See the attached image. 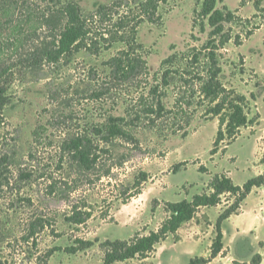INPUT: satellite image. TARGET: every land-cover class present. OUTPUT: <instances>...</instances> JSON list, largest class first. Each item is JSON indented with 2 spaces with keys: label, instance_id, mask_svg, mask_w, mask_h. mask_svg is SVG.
I'll use <instances>...</instances> for the list:
<instances>
[{
  "label": "rangeland",
  "instance_id": "374dc122",
  "mask_svg": "<svg viewBox=\"0 0 264 264\" xmlns=\"http://www.w3.org/2000/svg\"><path fill=\"white\" fill-rule=\"evenodd\" d=\"M74 1L85 15H89L96 6L110 4L113 0ZM28 2L12 5L0 0V83L6 87L10 99L3 113L4 122L0 124V260L3 263L35 264L40 254L54 247L64 249L79 238L94 245L75 255L59 251L49 264H102L101 243L128 240L136 234L157 231L168 216L165 204L191 201L195 195L203 193L212 175L226 172L234 183H241L246 177L262 171L264 31L257 33L259 30L248 44L245 42L247 45L243 51L248 67L242 68L241 54L233 44L227 47L225 83L247 97L251 93L256 95V100H251V118L259 115L260 119L254 126L243 129L225 154L211 156L218 120L206 119L200 111L185 137L178 134L164 138L152 131L140 130L139 147L114 142L110 153L104 154L100 164L91 172L79 171L65 161L63 166H58L56 147L62 140L61 133L52 135L51 131L47 132V136L54 140L53 146L38 150L33 147V132L40 122L47 123L49 115L44 110L52 108L49 92L70 85L74 89H92L94 71L103 73V63L116 55L121 45L116 44L100 54L83 46L80 49L75 47L71 53L61 56L58 63L52 64L47 61L48 52H54L51 25L37 14L39 1ZM202 2L167 0L160 7L163 25L145 22L139 26L138 38L150 51L147 61L152 74L173 53L172 46L176 51H184L188 43L200 45L207 40L208 21L205 22V33L193 26L194 12L201 9ZM241 2L220 0L217 9L227 6L232 11L240 10L239 15L243 18H252L256 12L254 0L243 7ZM260 22L261 19L255 20V23ZM239 31L234 27L235 33ZM191 35L200 42L192 41ZM254 68L259 80L252 73ZM243 69L244 73L241 72ZM257 82L263 86L257 88ZM124 101L110 109V105L96 103L76 106L77 100L74 104L78 112L75 124L98 122L106 111L123 116ZM31 152L38 158L31 160ZM118 162L123 164L118 165ZM184 162L188 165L175 174L173 167ZM201 166L207 169V174L199 172ZM23 170L32 177H23ZM141 173L149 175V180L142 185V194L124 204L126 194L134 192L135 180ZM51 175L65 180L69 186L60 184L57 194L51 195L48 188ZM74 204L91 212L92 217L86 225L75 227L66 222ZM250 204L261 223L253 227L251 220L235 219L238 230L234 227L237 222L227 224L225 244L228 251L224 252L230 257L219 258L211 264H264V192L253 197ZM221 208L223 206L199 210L194 219L184 224L179 234L170 236L151 258L123 264H189L195 257L209 258L218 219L216 213H220ZM37 218L53 225L37 235L36 249L24 245L21 238ZM230 247L234 249L232 254H228Z\"/></svg>",
  "mask_w": 264,
  "mask_h": 264
},
{
  "label": "trees",
  "instance_id": "16d2710c",
  "mask_svg": "<svg viewBox=\"0 0 264 264\" xmlns=\"http://www.w3.org/2000/svg\"><path fill=\"white\" fill-rule=\"evenodd\" d=\"M12 5L28 4V0H3ZM38 15L51 25L50 37L54 52H48V62L56 64L61 56L71 53L80 46L95 50L96 54L110 50L116 44L121 45L116 55L103 63L105 71H94L92 89H74L73 86L54 89L49 92L52 108L45 109L48 121L40 122L33 132V147L38 150L54 145L47 132L61 133L62 140L56 147L58 166L64 161L79 171L91 172L99 164L104 154L110 153V146L121 141L127 145L140 146L138 132L152 131L164 138L181 134L188 135L195 116L201 111L206 119L218 120L217 138L211 151L214 157L227 152L243 129L254 126L260 119L251 118L250 97L229 87L224 80V66L227 64V47L233 44L242 47L264 25V4L254 0L255 14L252 18H243L240 10L232 11L227 6L217 9L220 0H202L201 9L194 14V29L199 27L206 32L208 21L210 32L203 44H187L184 51H176L165 58L159 70L152 74L147 57L150 51L140 43L139 26L142 23L161 26L163 18L160 7L167 0H113L110 4H100L89 15H85L81 6L74 0H37ZM250 0H242L245 6ZM43 3H46L45 6ZM261 19L260 23L255 20ZM234 27L240 31L234 32ZM192 41L200 42L191 35ZM242 68L246 67L245 57L240 55ZM244 69L241 70L244 73ZM260 79L255 70L252 72ZM88 87L90 83L87 84ZM257 88L263 86L260 82ZM96 103L116 107L124 101V115L117 116L106 111L98 122L76 123L77 110L74 105ZM10 103L6 87L0 83V124L4 122V110ZM38 155L31 152V160ZM123 162H118L122 165ZM264 164V155L262 158ZM117 165V164H115ZM188 162L173 167L178 173ZM199 172L207 174L204 166ZM109 173V172H107ZM21 175L29 179L31 173L22 171ZM105 176H109L108 174ZM149 180L147 173H141L135 180L134 192L124 200L137 198L142 194V185ZM49 193L56 195L59 185L69 186L65 180L53 175L48 178ZM264 186V174L236 185L228 173L212 175L207 187L191 201L167 202V218L161 227L148 234H136L128 240H107L100 244L103 253L102 264L125 263L132 260L144 262L152 257L157 247L177 232L186 223L192 221L199 210L214 208L224 204L215 225V238L212 242L209 258H192L189 264H210L224 253L223 225L233 215H239L248 197L255 189ZM91 212L84 211L77 204L72 206L66 222L72 226H82L91 219ZM53 224L43 218L35 219L28 232L21 238L24 245L38 248L37 235ZM93 242L75 239L66 247H54L40 254L35 264H49L53 255L59 251L75 255L93 246ZM0 264L3 263L0 260ZM234 264H238L234 262ZM253 264H256L253 262Z\"/></svg>",
  "mask_w": 264,
  "mask_h": 264
},
{
  "label": "crops",
  "instance_id": "0c3cea01",
  "mask_svg": "<svg viewBox=\"0 0 264 264\" xmlns=\"http://www.w3.org/2000/svg\"><path fill=\"white\" fill-rule=\"evenodd\" d=\"M262 31H264V25H262L261 26V28L259 29V31L257 32V33H260V32H262ZM256 33V34H257ZM255 34V35H256ZM254 35V36H255ZM254 36L253 37H251V39H249V41H247V44L252 40V38H254ZM263 43H264V39H263ZM247 44H244L242 47H239V48H237V50H238V53L239 54H241L242 56H244L245 57V65H246V67H248V59L246 58V55L244 54V51H243V49H244V47L247 45ZM263 54V51L261 52V54H260V56ZM263 56H261V58H262ZM255 69V68H254ZM255 72L257 73V71H256V69H255ZM264 166V165H263ZM262 174H264V168L262 169V171H257V173L255 174V175H253V176H250V177H246L245 179H244V181L243 182H241V183H235L236 185H243L244 183H246L248 180H250V179H252V178H254V177H257V176H260V175H262ZM264 192V186L263 187H261V188H259V189H255L252 193H251V195L248 197V199L245 201V203H244V205H243V207H242V210H241V213L239 214V215H233L228 221H226L225 223H224V225H223V231H224V251H228V249H227V246H226V244H225V239H226V234H227V232H226V225L227 224H229V223H232V222H237L235 219H241L240 221H247V220H251L252 221V225H253V227H256L257 225H259V223H261L260 222V220L257 218V212L255 211V209H254V207H251V200H252V198L253 197H256L257 195H259L260 193H263ZM221 206H223V209H224V205H220V206H218V207H221ZM218 207H214L213 209H216V208H218ZM209 209V208H208ZM223 209L221 208V211H220V213H222V211H223ZM220 213H216L217 214V216L219 217V215H220ZM247 217V218H246ZM246 218V219H245ZM240 221H239V223H240ZM234 227H235V229L236 230H238V228H239V226H238V222H237V224H234ZM241 228V227H240ZM177 234H179L178 232H177ZM168 240V239H167ZM163 245V243L161 244V245H159L158 247H161ZM157 247V248H158ZM230 253H228V254H232V252L234 251V249L233 248H231L230 247ZM156 253V252H155ZM154 253V254H155ZM225 253V252H224ZM225 257H223L222 255H220L219 257H217L214 261L216 262L219 258H223V259H227L228 257H230V255H224ZM213 261V262H214ZM126 263V262H125ZM212 263V262H211ZM210 263V264H211ZM238 263V262H237ZM120 264H123V263H120Z\"/></svg>",
  "mask_w": 264,
  "mask_h": 264
}]
</instances>
